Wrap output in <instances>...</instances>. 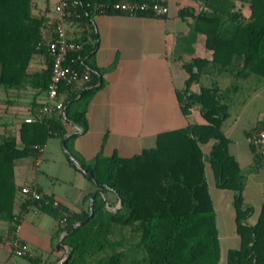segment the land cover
I'll return each instance as SVG.
<instances>
[{
    "label": "trees",
    "instance_id": "trees-1",
    "mask_svg": "<svg viewBox=\"0 0 264 264\" xmlns=\"http://www.w3.org/2000/svg\"><path fill=\"white\" fill-rule=\"evenodd\" d=\"M115 1L120 0H78L75 10L79 16L72 15L67 20L77 32L70 38L82 44L78 52L80 59L67 64L84 69L83 61L90 69V80L61 86L58 95L63 102L64 116L63 111L39 114L47 100L51 75V57L41 45L45 15L33 13V0H0V103L4 97L2 113L12 117L9 122H0V221L7 223V237L17 238L20 215L15 214L14 209L17 195L22 194L19 210L33 205L48 214L57 223L58 236L74 223L83 221L62 239V244L69 249V257L62 264H122V250H113L107 256L97 255L105 247L119 244L104 235L116 226H133L140 231L136 249L141 257L134 260V264H217L219 242L205 174L208 164L216 185L233 192L232 204L241 245L239 249L228 251V264H259L264 229L259 223L246 222L252 208L243 202L244 176L221 130L235 85L220 90L213 82L201 85L198 92L189 91V87L198 80L201 64H207L210 73L229 71L235 56L242 70L259 81L264 80V0H239L247 3L251 10L248 19L234 9L236 0H200L206 8L194 14L195 29L205 34V45L212 50V59L195 58L192 63L184 64L188 77L179 98L182 112L187 114L197 105L204 123L192 122L183 128L161 132L154 146L131 156L116 153L106 156L98 152L83 157L73 153L80 168L67 155L69 162L95 186L83 196L78 209L59 202L52 193H42L36 185H23L42 193L41 199H33L23 194V186L16 183L17 160L34 161L49 138L63 140L68 121L84 129L87 127V104L99 81L98 69L92 63L97 33L91 17L94 11H100V3L107 5ZM104 12L113 11L107 8ZM184 12V9L180 11L182 15ZM40 57L44 59L43 65L35 66ZM26 116L36 119L27 122ZM70 138L65 139L66 149H69ZM209 142L210 148L204 153L201 145ZM107 192L121 199V207L112 209V204L107 202Z\"/></svg>",
    "mask_w": 264,
    "mask_h": 264
},
{
    "label": "crops",
    "instance_id": "crops-1",
    "mask_svg": "<svg viewBox=\"0 0 264 264\" xmlns=\"http://www.w3.org/2000/svg\"><path fill=\"white\" fill-rule=\"evenodd\" d=\"M56 1L53 0L50 5L49 0H33V13L43 14L46 19L53 16ZM165 3L168 11L164 15L149 12L92 13L91 24L97 33L92 63L98 69L99 81L87 104V127L84 129L71 121L65 125L69 134L67 138L71 137L67 149L70 154L91 157L102 152L106 156L112 153L131 156L140 153L143 148L154 146L161 132L183 128L192 122H205L197 105L192 106L187 114L182 112L179 93L185 89L188 77L184 64L192 63L195 58L212 59V50L205 45V34L195 29L194 14L206 7L200 0H165ZM182 9L185 10L183 15L180 13ZM234 9L240 11L245 19L250 17L247 3L236 0ZM66 27L69 28V37L77 35L75 28L68 23ZM238 61V56H235L230 70L219 73H210L207 64H201L198 80L191 83L189 91L198 92L201 85L213 82L220 90L235 85L221 130L228 139V150L244 176L243 202L252 208L246 222L249 225L259 223L264 229V167L257 150L246 140L250 132L264 125V80L259 81L242 70ZM43 62V57H40L34 65H43ZM196 69L193 65V71ZM4 115V119L0 117V122H9L11 114H1ZM27 117L30 116L24 120ZM51 138L34 161H16L15 180L29 166L40 164ZM58 139L62 145L63 140ZM210 145L211 142L201 145L204 153L208 152ZM205 174L219 242L217 264H228V251L239 249L241 245L232 204L233 192L216 185L208 164L205 165ZM16 183L36 185L42 193H52L56 200L71 209H78L85 195L76 201H67L55 189L45 187L37 176L26 177ZM22 201L23 195L18 194L14 212L20 215L16 236L27 246L23 257L31 264H50L61 260L65 251L61 246L57 247L62 234L58 236L56 233V221L33 205L20 211ZM7 227L6 222L0 221V245L14 255ZM34 258L40 260L35 262ZM3 264L20 263L11 261ZM259 264H264V243Z\"/></svg>",
    "mask_w": 264,
    "mask_h": 264
},
{
    "label": "built area",
    "instance_id": "built-area-1",
    "mask_svg": "<svg viewBox=\"0 0 264 264\" xmlns=\"http://www.w3.org/2000/svg\"><path fill=\"white\" fill-rule=\"evenodd\" d=\"M78 0H57L54 4V15L47 18L43 27L44 41L41 45L51 57V75L46 89V102L39 109V114L50 113L52 111H63L62 99L59 97V89L63 84L85 83L90 80V69L83 64L84 69L69 66L68 62H76L80 59L78 52L82 49V44L72 40L68 36L66 27L70 16H79L75 10ZM99 10L104 12L109 8L113 12L135 14L139 12L151 11L155 15H164L168 11L165 0H158L152 3L139 2L136 0H120L110 4L100 3ZM75 55V56H73ZM34 116L27 117L25 121L32 122ZM250 146L257 150L260 156V163L264 167V127L257 128L246 136ZM22 193L33 199H41L42 193L29 186H23ZM55 204V202H54ZM11 249L15 256H23L27 252V246L17 238H12Z\"/></svg>",
    "mask_w": 264,
    "mask_h": 264
},
{
    "label": "rangeland",
    "instance_id": "rangeland-1",
    "mask_svg": "<svg viewBox=\"0 0 264 264\" xmlns=\"http://www.w3.org/2000/svg\"><path fill=\"white\" fill-rule=\"evenodd\" d=\"M52 3L53 0H49V4L51 5ZM3 100L4 97H2L0 103V114H3ZM0 117L4 119L5 115L4 117ZM1 130L2 128L0 126V131ZM34 176L39 177V180L45 187H50L51 189L58 191L61 197L67 201H76L80 199L84 193H88L95 187L81 170L69 162V158L66 152L62 149V145L58 138H51L48 141L46 145V153L40 164L38 166H29L27 170H24L22 176L17 177L16 181L20 183L21 179ZM106 195L107 202L111 203L112 207L118 208L119 199L110 192H107ZM104 235L119 244H116L113 247H105L103 251L97 253L98 256H107L113 250L118 249L124 252L122 264H134V260L140 259L141 254L136 249V244L140 238V231L136 227L116 226L113 231L107 232ZM62 245L68 249L67 245ZM93 260L94 259H92V261ZM11 261H16L20 264H31L28 259L23 256H14L9 253L6 247L0 245V263H10Z\"/></svg>",
    "mask_w": 264,
    "mask_h": 264
},
{
    "label": "water",
    "instance_id": "water-1",
    "mask_svg": "<svg viewBox=\"0 0 264 264\" xmlns=\"http://www.w3.org/2000/svg\"><path fill=\"white\" fill-rule=\"evenodd\" d=\"M97 86V85H96ZM96 86H94V87H96ZM63 115L65 116V112H64V110H63ZM79 127V126H78ZM67 136H69V134L67 133V134H65L64 135V137H63V141H62V147H63V149L65 150V152H66V154L71 158V160L76 164V166L78 167V168H80V165H79V163H78V161L72 156V154H70L69 152H68V150L66 149V144H65V139H66V137ZM103 186H105V185H103ZM106 187V186H105ZM94 194L91 196V198H90V209H89V215H91V213H92V207H91V205H92V203H93V199H94ZM121 205H122V202H121V199H119V206L118 207H121ZM112 209H116V208H114V207H112ZM83 223V221H80V222H76V223H74L72 226H71V228L69 229V230H67V231H65L63 234H62V236H61V238H60V240H59V242H58V244H57V247H59V246H61L62 248H64L65 250V256L61 259V260H59L56 264H62V263H64V262H66L67 261V259H68V257H69V249H67V248H65L63 245H62V239H63V237L70 231V230H72L73 228H76V227H78V226H80L81 224Z\"/></svg>",
    "mask_w": 264,
    "mask_h": 264
}]
</instances>
